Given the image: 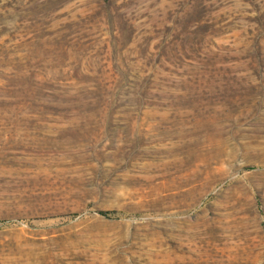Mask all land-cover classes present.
I'll return each mask as SVG.
<instances>
[{
	"label": "rangeland",
	"instance_id": "rangeland-1",
	"mask_svg": "<svg viewBox=\"0 0 264 264\" xmlns=\"http://www.w3.org/2000/svg\"><path fill=\"white\" fill-rule=\"evenodd\" d=\"M0 264H264V0H0Z\"/></svg>",
	"mask_w": 264,
	"mask_h": 264
},
{
	"label": "trees",
	"instance_id": "trees-1",
	"mask_svg": "<svg viewBox=\"0 0 264 264\" xmlns=\"http://www.w3.org/2000/svg\"><path fill=\"white\" fill-rule=\"evenodd\" d=\"M97 214L100 216H106L107 215V213L104 211H99V212H97Z\"/></svg>",
	"mask_w": 264,
	"mask_h": 264
}]
</instances>
